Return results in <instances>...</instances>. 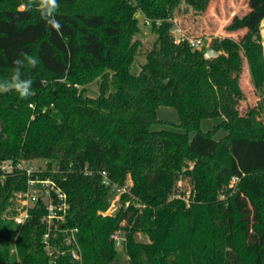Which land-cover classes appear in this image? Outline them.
<instances>
[{"label":"trees","instance_id":"trees-1","mask_svg":"<svg viewBox=\"0 0 264 264\" xmlns=\"http://www.w3.org/2000/svg\"><path fill=\"white\" fill-rule=\"evenodd\" d=\"M176 1L58 0V34L34 2L0 0V79L10 77L21 53L39 60L22 70L33 81L28 99L0 93V162H48L30 177L0 171V264H52L44 204L24 225L14 220L29 180L56 183L70 205L66 225L79 230L83 261L64 254L57 264H264V0L231 27L248 30L242 40L212 39L221 54L213 59L174 43ZM139 15L154 40L135 74L143 53ZM247 66L255 104L242 84ZM96 81L98 96L86 95ZM160 107L174 108L179 123L159 120ZM207 120L220 122L205 132ZM201 141L207 153L195 150ZM101 169L129 189L121 199L131 205L116 216L104 215L113 196ZM185 179L195 194L189 204L177 198ZM117 230L128 234L126 252L111 239Z\"/></svg>","mask_w":264,"mask_h":264},{"label":"rangeland","instance_id":"rangeland-1","mask_svg":"<svg viewBox=\"0 0 264 264\" xmlns=\"http://www.w3.org/2000/svg\"><path fill=\"white\" fill-rule=\"evenodd\" d=\"M256 0H177L174 5L170 8V16L176 24L182 27L191 37H201L205 40V46H210L212 39L214 38H225L232 36L231 38L236 40H242L246 28L242 27L238 30H231L233 24H236L242 20L245 16H248L252 11L257 10V7L251 4H255ZM261 2V1H259ZM140 24L142 26V34L140 39L142 40V55L137 57L134 64L133 72L138 74L142 64L146 62V53L152 48L154 34L150 32L149 28L144 25V18L138 16ZM246 34V33H245ZM248 66L245 68L242 84L245 88L247 98L251 97L249 75H247ZM83 87L79 88L82 90ZM86 95L90 97H97L99 94V81L92 83L86 87ZM252 104L251 101H248ZM159 120L169 122L170 124H178L179 117L174 108L171 107H160L158 112ZM220 120H207L202 124L203 131H209ZM154 130H168L175 132H182L176 127L169 124H156L153 127ZM224 131H219L216 135V139H219L224 135ZM209 147L204 144V141L196 142L195 150L198 153H207ZM193 163H189L192 167ZM24 168L31 169L36 172H45L48 169V162L45 160H35L32 162H25ZM180 193L185 200H192L195 194L191 192V186L188 180H181L180 182ZM38 189L34 186H30L28 192L35 193ZM193 194V195H192ZM17 208H20V196L17 199ZM22 206V205H21Z\"/></svg>","mask_w":264,"mask_h":264},{"label":"built area","instance_id":"built-area-1","mask_svg":"<svg viewBox=\"0 0 264 264\" xmlns=\"http://www.w3.org/2000/svg\"><path fill=\"white\" fill-rule=\"evenodd\" d=\"M172 35L174 37V43L180 45L187 43L192 49L202 51L205 46V40L201 37H191L181 26L175 24ZM81 88V86L76 85ZM33 108V105H30ZM25 162L14 165L11 161L0 162V171L4 174L13 173L15 170L26 172L30 177L34 171L28 168H24ZM101 184L111 189L112 199L109 209L104 214L106 216H113L115 212H119L122 207H130L131 201L122 202V195L129 192L128 187H119L113 183L109 171L101 169L98 172ZM84 175L92 177L94 172L86 167L84 169ZM239 178L234 177L231 180V185L237 184ZM28 186H34L38 189L35 193H29L28 190L20 195V208L18 214L15 216V222L18 225H24L31 217L30 210L36 207L38 203H43L46 209V214L43 216V223L46 226V232L43 236V244L45 251L50 258L52 264H57L58 257L60 255L69 254L74 260L78 262L83 261L82 251L78 241L77 228H70L66 225L67 216L70 210L67 195L61 190L56 183L51 180H29ZM181 194L177 196L178 199L185 200ZM188 204L190 200H185ZM22 205V206H21ZM137 209L142 210L146 208L145 205H136ZM117 215V214H116ZM115 215V216H116ZM111 239L115 244V248L118 252H126L128 244V234L123 230L115 231ZM139 241L143 242L144 238L141 234H138Z\"/></svg>","mask_w":264,"mask_h":264},{"label":"clouds","instance_id":"clouds-1","mask_svg":"<svg viewBox=\"0 0 264 264\" xmlns=\"http://www.w3.org/2000/svg\"><path fill=\"white\" fill-rule=\"evenodd\" d=\"M31 2H34L41 11L42 19H44L52 29L60 34L62 25L55 18V14L60 7L58 0H30V3ZM38 63L39 60L37 57L27 53H21L20 58L13 61L14 67L10 77L0 79V93L14 91L18 94L20 99H28L33 94V81L30 78H23L22 70L25 67L34 69Z\"/></svg>","mask_w":264,"mask_h":264},{"label":"crops","instance_id":"crops-1","mask_svg":"<svg viewBox=\"0 0 264 264\" xmlns=\"http://www.w3.org/2000/svg\"><path fill=\"white\" fill-rule=\"evenodd\" d=\"M251 5H254L255 7H259L258 5H255V4H251ZM260 29H261V35H262V39H263V47H264V15L261 19V22H260ZM247 29L245 30V33H247ZM244 33V35H245ZM229 37H232V36H229ZM208 47V45H206V48ZM247 75H249V82L252 84L251 82V75H250V72L247 71ZM249 89H251V97L248 98V101H251L253 104L257 103L260 98L257 96V94L254 92V89H253V85H250Z\"/></svg>","mask_w":264,"mask_h":264},{"label":"water","instance_id":"water-1","mask_svg":"<svg viewBox=\"0 0 264 264\" xmlns=\"http://www.w3.org/2000/svg\"><path fill=\"white\" fill-rule=\"evenodd\" d=\"M220 55L221 54L219 52L215 51L211 45L208 46L205 50V58H207V59H213V58L219 57ZM166 82H168V81H166ZM116 214H117V212H115L113 214V216H115Z\"/></svg>","mask_w":264,"mask_h":264}]
</instances>
